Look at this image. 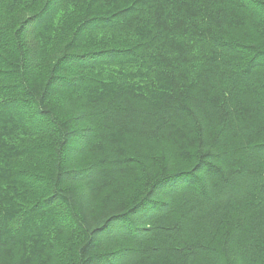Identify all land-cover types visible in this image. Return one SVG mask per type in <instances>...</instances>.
<instances>
[{
  "label": "trees",
  "instance_id": "1",
  "mask_svg": "<svg viewBox=\"0 0 264 264\" xmlns=\"http://www.w3.org/2000/svg\"><path fill=\"white\" fill-rule=\"evenodd\" d=\"M0 264H264V0H0Z\"/></svg>",
  "mask_w": 264,
  "mask_h": 264
}]
</instances>
